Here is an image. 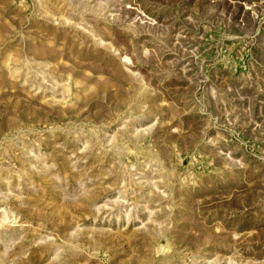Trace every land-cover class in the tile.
I'll use <instances>...</instances> for the list:
<instances>
[{"label": "rangeland", "instance_id": "374dc122", "mask_svg": "<svg viewBox=\"0 0 264 264\" xmlns=\"http://www.w3.org/2000/svg\"><path fill=\"white\" fill-rule=\"evenodd\" d=\"M0 264H264V0H0Z\"/></svg>", "mask_w": 264, "mask_h": 264}]
</instances>
